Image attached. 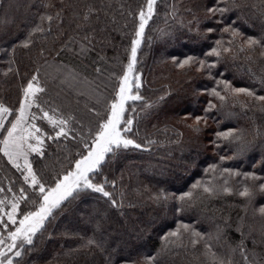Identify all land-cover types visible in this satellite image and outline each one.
Returning <instances> with one entry per match:
<instances>
[{
  "label": "trees",
  "instance_id": "16d2710c",
  "mask_svg": "<svg viewBox=\"0 0 264 264\" xmlns=\"http://www.w3.org/2000/svg\"><path fill=\"white\" fill-rule=\"evenodd\" d=\"M146 3L0 0V103L18 109L36 76L45 89L37 103L69 121L67 137L45 138L44 156L30 157L46 188L86 155L85 142L91 146L126 70ZM47 16L52 20H41ZM38 25L43 31L34 32ZM249 37L260 43L249 47ZM214 48L219 56L209 55ZM188 57L192 62L181 67ZM136 74L141 87L133 94L143 100L128 101L124 119L133 120L127 138L141 148L109 153L90 174L111 199L82 189L53 209L31 245L0 250L13 264H264V101L257 99L264 96V0H156ZM32 113L42 115L35 105ZM35 123L48 135L58 131L46 120ZM229 131L227 139L217 135ZM23 175L0 152V200H13L22 187L29 197L16 225L4 216L9 226L0 224V236L39 205ZM197 182L201 186L194 188ZM204 186L214 191L204 192ZM245 188L250 196L239 195ZM188 192L190 198L179 199ZM177 230L179 238L169 236Z\"/></svg>",
  "mask_w": 264,
  "mask_h": 264
},
{
  "label": "snow or ice",
  "instance_id": "6c2138e0",
  "mask_svg": "<svg viewBox=\"0 0 264 264\" xmlns=\"http://www.w3.org/2000/svg\"><path fill=\"white\" fill-rule=\"evenodd\" d=\"M155 3L156 0H147V11L141 9L138 13L139 26L135 32L136 38L131 42L129 62L123 75L118 77L119 86L115 90V95L107 106L106 118L98 124L91 146L87 142L83 144V147L87 150V154L75 160L73 170L67 171L62 177L56 179L54 187L46 188L45 184L41 182V179L33 170L29 155L35 153L40 157L44 156L43 149L45 146V138L48 140H55L60 137H67L68 132L66 131V127L69 123L68 119L57 118L54 109L52 110L53 115H49V112L44 111L40 104L37 103L39 99L38 94L43 93L45 89L39 87V81L36 76H33L32 80H30L23 89V99L20 101L18 109L14 111L0 103V133H6L3 139L0 140V152L8 158L9 162H11L15 168L18 170L22 168L24 170V182L40 199L39 205L35 211L22 214V219H19L18 226L14 231H9L7 237L0 236V246L6 245L8 252H11L13 249H22L25 244L31 245L33 243V237L43 229L45 222L52 215L53 209L58 208L62 202L69 197H73L74 194L78 193L80 190L91 189L111 199V194L104 190L103 185H97L91 182L90 174L96 172L100 168L109 153L114 154L117 149L121 148H141L140 144L136 143L133 139L127 138V133L132 131L133 120H125L124 114L127 111L126 105L128 101L143 100V97L139 94H133L134 88L138 90L141 87L139 74L133 75V73L137 63V51L141 45L145 26L152 17ZM210 11L215 10L210 9ZM220 11L224 10L220 9ZM41 20L51 21L52 17H41ZM33 31L39 32L43 31V29L38 25ZM209 31H211V29H209ZM225 31H228V29H225ZM233 35H236V33L233 32ZM259 43L260 41L254 38L249 37L247 39L249 47ZM24 46L27 47L28 42H25ZM224 51L227 52L229 49H224ZM220 54V51L216 48L212 49V52L209 53V55L216 56ZM191 62L192 57H188L180 66L183 67ZM201 66H204L203 62H201ZM97 71H99V69H97ZM217 83L223 84L224 89H229L231 87L226 81H218ZM232 91L234 93H244L249 96H254V93L246 88H233ZM212 94L217 96L220 100L225 99V97L220 95L215 89L212 90ZM257 99L264 101V96L257 97ZM33 105L42 112L41 116L37 117L35 113L30 111ZM211 107H215V105H210V108ZM12 115H15V119L9 121L8 117ZM37 119L46 120L53 129H58V131H55L54 136L48 135L43 132L41 128L37 127L35 123ZM199 119L200 118L197 117L198 122ZM217 135L227 139L232 136L233 133L229 131L217 133ZM149 143H153V141H149ZM21 158L23 159L22 165L18 163V160ZM209 170H215V166L213 165ZM227 171L228 170L225 169V172ZM251 178L256 179L255 176ZM225 184H227V181H225ZM198 186H201L200 182L193 185L194 188ZM203 190L207 193H212L214 191L213 188L207 186H204ZM223 190L225 192L231 191L228 187H225ZM261 190L264 191V185H261ZM3 191L4 189L0 188V192ZM8 191H11V188H9ZM19 193L20 194L14 196L11 201L0 200V224L6 229L9 225L5 222L4 216H7V220L11 224L16 225V217L20 210V204L21 202H27L29 199L23 187L20 188ZM191 195V192H188L179 199L183 201L190 198ZM239 195L247 197L250 196L251 193L248 188H245ZM6 203L10 205V210L8 211H5L3 207ZM33 203H35V201H33ZM112 203L115 205L116 202L113 200ZM260 211L264 214V208L260 209ZM181 227L185 231L189 230V225H182ZM192 235L197 237L200 236V234L196 232H193ZM169 236L179 238L180 232L179 230L171 232ZM167 238L168 237H165V239ZM6 240H10L11 243L6 244ZM197 242V240L192 241L194 245ZM89 243H91V241H89ZM21 254L19 250L14 252L16 257L21 256ZM244 259L247 261L246 255ZM5 261L6 264H13L12 258L8 257L5 251L0 250V264H5Z\"/></svg>",
  "mask_w": 264,
  "mask_h": 264
},
{
  "label": "rangeland",
  "instance_id": "374dc122",
  "mask_svg": "<svg viewBox=\"0 0 264 264\" xmlns=\"http://www.w3.org/2000/svg\"><path fill=\"white\" fill-rule=\"evenodd\" d=\"M30 111L32 112V108H31ZM36 125H37V127H39L38 124H36ZM5 134H6V133H5ZM32 154H34V153H32ZM32 154L29 155V160H30V157H31ZM86 154H87V153H86ZM18 163H20V164L22 165V164H23V159L21 158L20 160H18ZM20 170H22V171L24 172V170H23L22 168H21ZM53 187H54V186H53Z\"/></svg>",
  "mask_w": 264,
  "mask_h": 264
}]
</instances>
